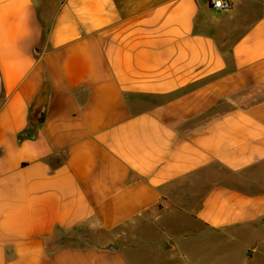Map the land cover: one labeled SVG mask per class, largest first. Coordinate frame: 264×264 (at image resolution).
Wrapping results in <instances>:
<instances>
[{
  "label": "crops",
  "instance_id": "crops-1",
  "mask_svg": "<svg viewBox=\"0 0 264 264\" xmlns=\"http://www.w3.org/2000/svg\"><path fill=\"white\" fill-rule=\"evenodd\" d=\"M229 1L0 0V264L264 227V0Z\"/></svg>",
  "mask_w": 264,
  "mask_h": 264
},
{
  "label": "rangeland",
  "instance_id": "rangeland-1",
  "mask_svg": "<svg viewBox=\"0 0 264 264\" xmlns=\"http://www.w3.org/2000/svg\"><path fill=\"white\" fill-rule=\"evenodd\" d=\"M193 203V198L183 199L184 209ZM159 225L163 229L151 231L150 240L166 241L172 237L180 242V247L149 251L146 245H140L135 264H264V227L260 224H246L243 230L216 232L200 228L186 215L168 214ZM184 233H188L187 239ZM129 257L132 261L131 252Z\"/></svg>",
  "mask_w": 264,
  "mask_h": 264
},
{
  "label": "built area",
  "instance_id": "built-area-1",
  "mask_svg": "<svg viewBox=\"0 0 264 264\" xmlns=\"http://www.w3.org/2000/svg\"><path fill=\"white\" fill-rule=\"evenodd\" d=\"M209 4L214 9L229 10L232 4L229 0H209Z\"/></svg>",
  "mask_w": 264,
  "mask_h": 264
},
{
  "label": "trees",
  "instance_id": "trees-1",
  "mask_svg": "<svg viewBox=\"0 0 264 264\" xmlns=\"http://www.w3.org/2000/svg\"><path fill=\"white\" fill-rule=\"evenodd\" d=\"M0 91H1V88H0ZM31 120H32V121H38V120H41V118L39 117V118H36V119H35V117L33 118L32 115H31Z\"/></svg>",
  "mask_w": 264,
  "mask_h": 264
}]
</instances>
